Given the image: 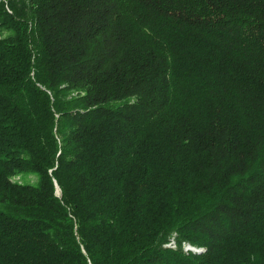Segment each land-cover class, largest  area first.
Segmentation results:
<instances>
[{"label": "trees", "instance_id": "1", "mask_svg": "<svg viewBox=\"0 0 264 264\" xmlns=\"http://www.w3.org/2000/svg\"><path fill=\"white\" fill-rule=\"evenodd\" d=\"M0 264H264V0H0Z\"/></svg>", "mask_w": 264, "mask_h": 264}, {"label": "rangeland", "instance_id": "2", "mask_svg": "<svg viewBox=\"0 0 264 264\" xmlns=\"http://www.w3.org/2000/svg\"><path fill=\"white\" fill-rule=\"evenodd\" d=\"M175 245V247H174ZM170 246L173 248V249H178V245L175 244V243H171ZM183 250L186 252V253H189V252H196L197 249H193V247H191L190 245H183Z\"/></svg>", "mask_w": 264, "mask_h": 264}, {"label": "bare ground", "instance_id": "3", "mask_svg": "<svg viewBox=\"0 0 264 264\" xmlns=\"http://www.w3.org/2000/svg\"><path fill=\"white\" fill-rule=\"evenodd\" d=\"M174 247H175V245H174ZM194 249V248H193ZM199 251H201V250H196V252H199Z\"/></svg>", "mask_w": 264, "mask_h": 264}]
</instances>
